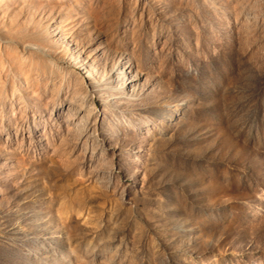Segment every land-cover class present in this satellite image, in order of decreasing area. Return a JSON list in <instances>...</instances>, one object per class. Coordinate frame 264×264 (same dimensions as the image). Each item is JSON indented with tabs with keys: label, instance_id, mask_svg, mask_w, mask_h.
I'll list each match as a JSON object with an SVG mask.
<instances>
[{
	"label": "rangeland",
	"instance_id": "obj_1",
	"mask_svg": "<svg viewBox=\"0 0 264 264\" xmlns=\"http://www.w3.org/2000/svg\"><path fill=\"white\" fill-rule=\"evenodd\" d=\"M0 264H264V0H0Z\"/></svg>",
	"mask_w": 264,
	"mask_h": 264
},
{
	"label": "bare ground",
	"instance_id": "obj_2",
	"mask_svg": "<svg viewBox=\"0 0 264 264\" xmlns=\"http://www.w3.org/2000/svg\"><path fill=\"white\" fill-rule=\"evenodd\" d=\"M56 34H57L58 38H62V40H63L64 42H66L65 37H64L62 34H60V33H58V32H56ZM69 46H70V45H69ZM74 50H76V49H74ZM76 53H77V50H76ZM78 57H80V55L77 54V58H78ZM79 59H80V58H79ZM88 70H89V69H86V71H84L85 73L81 71V72L84 73V74L87 73V75H84V74H83L84 76H82V75L79 74V75L82 77L81 80H82V82H83V84H84L85 87H89V86L87 85L88 80H89V79H92V78H91V77H92V75H91L92 73L89 72ZM122 74H123V72L120 73V76H121Z\"/></svg>",
	"mask_w": 264,
	"mask_h": 264
}]
</instances>
